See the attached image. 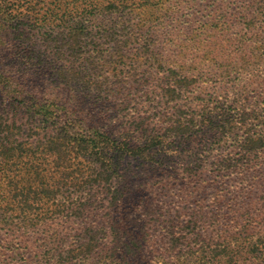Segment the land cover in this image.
<instances>
[{
	"label": "trees",
	"instance_id": "obj_1",
	"mask_svg": "<svg viewBox=\"0 0 264 264\" xmlns=\"http://www.w3.org/2000/svg\"><path fill=\"white\" fill-rule=\"evenodd\" d=\"M196 1L59 0L41 30L49 58L38 56L36 65L45 66V83L29 81L19 63L0 68V229L27 241L41 236L45 264H129L127 257L150 246L152 240L131 230L122 164L171 146L170 136L143 145L118 140L106 130L107 118L83 108L76 92L106 102L123 92L173 97L196 82L182 74L187 61L195 65L194 78L220 83L226 96L197 105L191 120L180 110L150 111L138 128L161 123L174 136L217 137L185 169L191 178L211 176L206 184L215 196L208 205L198 202L186 223L179 217L165 226L158 264L169 258L172 264H264V185L253 190L255 180H264V107L257 96L237 94L245 72L249 82L253 77L247 51L253 21L248 18L241 35L239 12L184 20L181 9L194 10ZM243 9L249 15L251 1ZM5 43L11 44L8 37ZM20 49L12 44L9 52L28 70L36 57ZM107 204L109 220H81ZM57 219L70 222V233L45 236ZM4 247L14 248L8 240Z\"/></svg>",
	"mask_w": 264,
	"mask_h": 264
},
{
	"label": "rangeland",
	"instance_id": "obj_2",
	"mask_svg": "<svg viewBox=\"0 0 264 264\" xmlns=\"http://www.w3.org/2000/svg\"><path fill=\"white\" fill-rule=\"evenodd\" d=\"M248 0H197L195 9L187 11L181 9L180 15L184 20L194 16V23L202 16L207 18L226 17L233 18L239 12V32L241 35L246 32L248 18L253 21L251 46L247 51L252 53L253 60L249 70L253 77L248 81V71L245 72V80L239 87L238 95L257 96L264 107V0H249L253 9L249 12L244 8ZM59 0H0V68L14 63H19L20 71L28 74L29 81L45 83L43 79L47 76L45 66H37L38 56L45 61V35L41 30H45V17L47 9L54 7ZM187 6V5H185ZM183 6V7H185ZM55 19V16H48ZM49 18V19H50ZM5 19V20H4ZM12 28H10V26ZM44 28V29H43ZM13 30H20L18 38L13 35ZM11 35H10V34ZM9 34V35H8ZM11 44L5 43L6 38ZM19 39V40H17ZM12 44L21 47V52L28 56H35L30 60V68L24 65L23 59H18L11 55ZM10 55L12 57H10ZM35 64V66H34ZM41 70L39 71V69ZM195 65L191 61L184 63L187 83L191 84L187 91L177 92L173 97H164V92H123L116 98L104 101L97 98L96 93L76 92L81 94L85 100L83 108L95 110L100 115L107 118L106 130L118 140H128L137 145H143L148 138L167 137L171 146L159 147L152 150L140 158H127L122 164L123 180L120 183L124 188V202L126 209L132 213L130 215V227L136 234L142 233L146 238L152 240L150 246L143 249L140 255L127 257L129 264H158L161 261L163 250L160 243L165 233V226L176 218L188 220V214L197 206L198 202L205 201V205L211 203L214 198V191H211L206 182H211V176L204 174L200 179L191 178L185 169L191 164L204 149H208L217 142V137L209 132H197L193 135H171L167 125L158 123L154 125H144L138 128L143 117H147L152 111L157 114L163 109L170 112L180 110L188 116L186 120H191L198 111L197 105L209 100L211 96H226V90L220 83L213 81L205 82L206 76L199 75V78L192 76V68ZM168 67L164 70L168 71ZM202 74V73H201ZM49 75V74H48ZM193 78V79H192ZM216 79V78H215ZM243 80V78H241ZM248 81V82H247ZM231 93V92H230ZM225 101V99H223ZM185 116V117H186ZM150 121V120H149ZM148 121V122H149ZM188 122V121H187ZM225 147L219 148V153L224 152ZM264 185V180L257 179L253 183V190L258 191ZM237 182L231 184L235 190ZM110 207L107 204L97 210L95 207L88 209L81 220L94 224L102 220H109ZM45 228V236L54 234L58 230L60 234L70 233L65 228H70V222L57 219L48 222ZM49 232V233H46ZM36 236L29 241L18 238V235H8L6 231L0 229V264H45L46 252L39 249V239ZM11 241L14 248H5L6 242ZM155 240V242H154ZM21 241V243H20ZM18 244V245H17ZM21 244V245H19ZM45 253V254H44ZM27 259V263H25ZM172 264V258L168 260Z\"/></svg>",
	"mask_w": 264,
	"mask_h": 264
}]
</instances>
